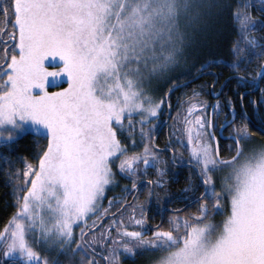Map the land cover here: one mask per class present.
Returning a JSON list of instances; mask_svg holds the SVG:
<instances>
[{"label":"snow or ice","instance_id":"snow-or-ice-1","mask_svg":"<svg viewBox=\"0 0 264 264\" xmlns=\"http://www.w3.org/2000/svg\"><path fill=\"white\" fill-rule=\"evenodd\" d=\"M226 33L230 58L212 54ZM193 76L215 79L189 89ZM254 130L264 0H0V172L15 205L0 264H264Z\"/></svg>","mask_w":264,"mask_h":264},{"label":"trees","instance_id":"trees-1","mask_svg":"<svg viewBox=\"0 0 264 264\" xmlns=\"http://www.w3.org/2000/svg\"><path fill=\"white\" fill-rule=\"evenodd\" d=\"M232 38H234V33H226V36H225L221 46L214 49L212 54L218 53L220 55H223L226 58H230V53L228 51V47H229V43H230ZM204 58L205 57L202 56V57H199L198 59L202 60ZM214 68H217L219 70H223L225 75H228L229 73L231 74L229 68L226 66H223V65L220 67L214 66ZM234 84H235V81H231V82H229L227 87L229 88V85H230V88H232V85H234ZM192 85L193 84H191L189 86V88H191ZM180 91H182V90H180ZM180 91L176 90L172 94L171 99H172L173 105H174V102L176 100L175 98ZM241 91H242V89H241ZM230 92H232V96H234V92L232 90ZM254 94H256V93H252V95H254ZM245 106H247V110H248L249 114L251 115L253 109L250 106H248L247 104ZM18 150L20 153L28 156L30 159L34 158L33 153L36 150V146H35V141H34L33 137L26 136L23 139H21L19 141V144H18ZM6 180H7V177L5 176V174L3 172H0V228L3 227L4 223L10 217L12 212L15 210V205L13 203V196L11 195V192H10L11 186H10V184L6 183ZM111 194H112L111 192L108 193V195H111ZM122 258H123V256H122ZM135 261H137V258H135V259H125V258L122 259L123 264H133Z\"/></svg>","mask_w":264,"mask_h":264},{"label":"flooded vegetation","instance_id":"flooded-vegetation-1","mask_svg":"<svg viewBox=\"0 0 264 264\" xmlns=\"http://www.w3.org/2000/svg\"><path fill=\"white\" fill-rule=\"evenodd\" d=\"M214 70L215 71H217V72H220L221 73V75H220V77H219V79H220V81L221 82H223L224 81V79H225V77H228L229 75H230V73L228 74V75H225V73L223 72V70H219V69H217V68H214ZM193 78H195L194 76L193 77H191V78H189V77H187V78H185V81H187V79L189 80V79H193ZM213 79H215V77H212V76H201L199 79H194L193 81H191L190 83H188V85H187V87L189 88V86L191 85V84H193L192 86H191V88L193 87V86H198L199 84H201V83H203V82H205V81H207V82H211ZM219 87V85H217V88ZM182 88V89H181ZM181 88H178V89H176V90H178V91H180V90H182V91H180L179 93H178V95L176 96V100H175V102H174V105H173V111H175V105H176V103H177V97H180V98H183V93L185 92V88H183V87H181ZM190 89V88H189ZM231 88H230V85H229V88L228 87H226L225 88V93H223L222 95H221V97H219L221 100H223L224 99V96H232V92H230L231 90H230ZM243 90V89H242ZM204 95H205V97L208 99V100H210V101H212V100H216L217 99V97L216 96H213V95H210L208 92H205L204 93ZM253 96H258V93H256V94H254ZM246 107V109H247V106H245ZM248 111V110H247ZM250 127H251V124H250ZM166 131V130H165ZM255 131V134H256V138H258V139H260V140H264V134H261L258 130H254ZM161 137H163L164 136V132H161L160 134H159ZM222 144H223V141H222ZM222 154H224V153H222ZM177 171L179 172V177H178V180L177 181H172V182H170V187H171V189L174 191V190H176L177 188H181V187H183L184 186V184L186 183V181H185V177L188 175V169H186V168H184V169H177ZM122 182H127V181H122ZM197 183H198V181H196ZM201 191L203 190L202 188L200 189ZM129 198H131V197H129ZM184 202L183 201H180V202H175V203H172L171 204V207H173V208H179V207H181V205L183 204ZM194 210V209H193ZM160 216L159 215H157L154 219H152L151 218V215H150V219H149V223H151V224H155V223H157V222H159L160 221ZM147 234V233H146Z\"/></svg>","mask_w":264,"mask_h":264},{"label":"rangeland","instance_id":"rangeland-1","mask_svg":"<svg viewBox=\"0 0 264 264\" xmlns=\"http://www.w3.org/2000/svg\"><path fill=\"white\" fill-rule=\"evenodd\" d=\"M202 56H200V57H202ZM185 78H187V77H184L183 79L185 80ZM256 141H261V140L256 138ZM121 259H124V257L123 258L121 257ZM133 264H144V257H139V258L137 257V261H135Z\"/></svg>","mask_w":264,"mask_h":264},{"label":"water","instance_id":"water-1","mask_svg":"<svg viewBox=\"0 0 264 264\" xmlns=\"http://www.w3.org/2000/svg\"><path fill=\"white\" fill-rule=\"evenodd\" d=\"M194 79H195V78H193V79H189V80H190V82H191V81H193ZM187 81H188V80H187Z\"/></svg>","mask_w":264,"mask_h":264}]
</instances>
